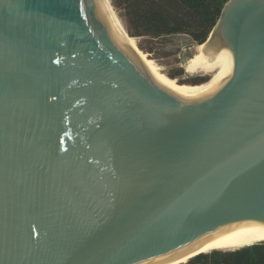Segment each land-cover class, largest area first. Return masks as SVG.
Listing matches in <instances>:
<instances>
[{
	"label": "water",
	"instance_id": "1",
	"mask_svg": "<svg viewBox=\"0 0 264 264\" xmlns=\"http://www.w3.org/2000/svg\"><path fill=\"white\" fill-rule=\"evenodd\" d=\"M110 29L90 0H0V264L264 236V0L224 5L202 44L226 75L201 96L154 86Z\"/></svg>",
	"mask_w": 264,
	"mask_h": 264
},
{
	"label": "trees",
	"instance_id": "2",
	"mask_svg": "<svg viewBox=\"0 0 264 264\" xmlns=\"http://www.w3.org/2000/svg\"><path fill=\"white\" fill-rule=\"evenodd\" d=\"M228 1L109 0L113 10L121 18L129 37L157 39L183 34L198 45L206 40ZM137 49L140 51L138 46ZM209 81L210 79L208 80L205 76H196L190 83L176 82L175 85L181 88L175 87L180 90L194 91ZM195 254L181 261L183 263H179L264 264V237L251 245L235 249L211 250Z\"/></svg>",
	"mask_w": 264,
	"mask_h": 264
},
{
	"label": "bare ground",
	"instance_id": "3",
	"mask_svg": "<svg viewBox=\"0 0 264 264\" xmlns=\"http://www.w3.org/2000/svg\"><path fill=\"white\" fill-rule=\"evenodd\" d=\"M92 2L94 9H96L100 16L105 20V23L110 26V30H112V34L114 35L113 38L115 41L117 40L120 43V47L130 56L133 62L140 68L143 75L148 79L150 83H152L157 88H160L168 93H173L176 95L184 96V97H191V96H201L206 95L208 93L213 92L214 90L218 89L220 86L223 78L226 75V65L224 62L219 60H212L207 61L205 60L207 49L205 48L204 44H199V53L196 58L189 62L191 69L193 70H202V71H216L214 77L204 86L194 90V91H181L175 89L171 84V80L168 79L162 73L157 71L156 67L151 65L149 61L145 60L140 53L134 49L131 37H129L119 18L117 17L116 13L113 11L110 2L108 0H90ZM116 41V42H117ZM197 88V87H196ZM264 237V236H262ZM256 238L245 242L243 244H239L234 240L228 241H218V242H209L205 245H202L198 249L188 253L184 257L180 258L173 264H178L179 262L185 260L189 256L197 253V252H209L211 250H226V249H235L242 246L250 245L255 241L261 239Z\"/></svg>",
	"mask_w": 264,
	"mask_h": 264
},
{
	"label": "rangeland",
	"instance_id": "4",
	"mask_svg": "<svg viewBox=\"0 0 264 264\" xmlns=\"http://www.w3.org/2000/svg\"><path fill=\"white\" fill-rule=\"evenodd\" d=\"M113 11L116 13L125 30L121 18L115 10ZM131 41L134 49L137 50L145 60L149 61L151 65L156 67L159 73H162L170 79L172 82L171 85L175 89L178 87L175 85L176 82L190 83L196 76H205L208 80H211L217 71L191 69L189 62L198 56L199 48L198 44L192 42L187 35H170L157 39L149 37H131ZM137 46L140 51L137 49Z\"/></svg>",
	"mask_w": 264,
	"mask_h": 264
}]
</instances>
